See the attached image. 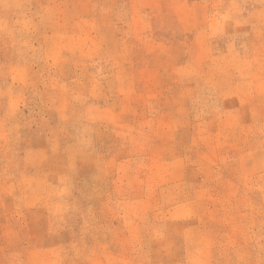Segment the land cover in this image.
<instances>
[{"label":"rangeland","instance_id":"374dc122","mask_svg":"<svg viewBox=\"0 0 264 264\" xmlns=\"http://www.w3.org/2000/svg\"><path fill=\"white\" fill-rule=\"evenodd\" d=\"M0 264H264V0H0Z\"/></svg>","mask_w":264,"mask_h":264}]
</instances>
